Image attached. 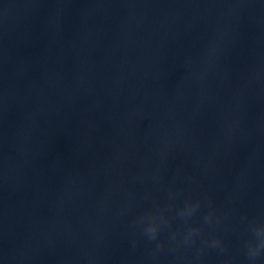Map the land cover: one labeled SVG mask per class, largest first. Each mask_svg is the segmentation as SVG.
Masks as SVG:
<instances>
[{"label":"water","instance_id":"95a60500","mask_svg":"<svg viewBox=\"0 0 264 264\" xmlns=\"http://www.w3.org/2000/svg\"><path fill=\"white\" fill-rule=\"evenodd\" d=\"M0 264H264V0H0Z\"/></svg>","mask_w":264,"mask_h":264}]
</instances>
